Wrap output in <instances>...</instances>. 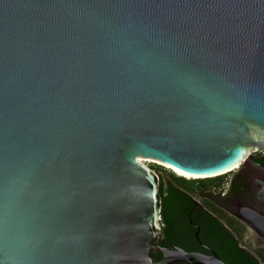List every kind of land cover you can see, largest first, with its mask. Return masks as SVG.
<instances>
[{
    "label": "water",
    "instance_id": "95a60500",
    "mask_svg": "<svg viewBox=\"0 0 264 264\" xmlns=\"http://www.w3.org/2000/svg\"><path fill=\"white\" fill-rule=\"evenodd\" d=\"M262 155L264 0H0V202L20 212L5 264H225L160 245L137 158L212 179Z\"/></svg>",
    "mask_w": 264,
    "mask_h": 264
},
{
    "label": "flooded vegetation",
    "instance_id": "af4514ba",
    "mask_svg": "<svg viewBox=\"0 0 264 264\" xmlns=\"http://www.w3.org/2000/svg\"><path fill=\"white\" fill-rule=\"evenodd\" d=\"M223 184V182H220L219 184L207 185L206 187H196L195 191L201 196L205 191L209 190L210 194L205 198L208 201L205 204L197 202L193 198L192 203L198 209L197 216H200L199 220L203 226L208 225V221H216L221 225L225 234L228 235L232 241L236 240L238 245L246 250L241 245L243 231L245 228L251 229L244 224L240 218H242V216L244 217L243 212H245V210H254L264 217V207L256 200V196L260 191L259 184H264V155L247 162L227 180L225 183L227 186H223ZM211 190L215 191L212 193ZM214 206L217 210L212 211ZM201 224L195 225L191 218H189L187 223L184 222V225L188 226V230L186 231L188 232L187 236L194 233L192 238L189 236L190 238L187 237V239L184 240V245H188L187 247L195 249L189 253H198L205 256L216 255L218 257L216 251L206 242L205 231L203 228L201 229ZM251 231L256 238L259 239L256 243L255 251L264 250L262 246L264 241L259 238L253 230ZM167 243H169L167 247H178L173 243Z\"/></svg>",
    "mask_w": 264,
    "mask_h": 264
},
{
    "label": "trees",
    "instance_id": "16d2710c",
    "mask_svg": "<svg viewBox=\"0 0 264 264\" xmlns=\"http://www.w3.org/2000/svg\"><path fill=\"white\" fill-rule=\"evenodd\" d=\"M168 173L172 181L167 186H164L162 181H159V196L161 199L160 233L163 236L160 245L167 247L169 246L167 242H170L186 252H192L195 249L187 247L188 245L185 246L184 240L187 237L192 238L194 233L187 236L188 226L184 225V222L187 223L189 218H191L195 225H200L201 223L199 220L200 216H197L198 209L192 203L190 191L195 190L196 187L219 184L226 175L212 179L186 180L172 172ZM202 219L205 220V218ZM207 224L204 226L201 224V229L203 228L205 231L206 242L216 251L218 257L225 264H264V250L256 251V254L252 255L242 249L236 240L232 241L216 221H208ZM155 259L159 261L161 256L156 255Z\"/></svg>",
    "mask_w": 264,
    "mask_h": 264
},
{
    "label": "rangeland",
    "instance_id": "374dc122",
    "mask_svg": "<svg viewBox=\"0 0 264 264\" xmlns=\"http://www.w3.org/2000/svg\"><path fill=\"white\" fill-rule=\"evenodd\" d=\"M138 159V158H137ZM156 162V161H154ZM159 163V162H157ZM161 163L159 164H156V163H152V168L151 170L154 171V173L158 176V179L159 181H162L163 185L164 186H167L171 181V177L169 176V173L168 172H171L170 170L166 169L165 167L161 166L160 165ZM163 165V164H162ZM149 168V167H148ZM150 169V168H149ZM237 172V171H234L233 173H230L228 175H224L225 178L221 181L223 182V186H227L225 183L227 182L228 179H230L233 174ZM193 180V179H191ZM215 190H211V192L213 193ZM209 191H205L204 194L201 196L197 191L195 190H192L190 191V194L192 196V198L194 200H196L197 202H200V203H206L208 202L205 198H207V196L210 194ZM213 210H217V208L214 206L212 211ZM161 228V226H160ZM243 239L241 240V245L248 251L250 252L252 255H255L256 254V243L257 241H259V239L256 238V236L253 234V232L249 229H246L243 231ZM262 246L264 247V244H262Z\"/></svg>",
    "mask_w": 264,
    "mask_h": 264
},
{
    "label": "clouds",
    "instance_id": "9594fccd",
    "mask_svg": "<svg viewBox=\"0 0 264 264\" xmlns=\"http://www.w3.org/2000/svg\"><path fill=\"white\" fill-rule=\"evenodd\" d=\"M20 223V212L15 203L9 198V194L6 190L5 197L0 202V228L5 232L14 230ZM29 239L23 234L19 237L17 246L19 249L27 247ZM0 264H5V261L0 260ZM18 264H23V261H19Z\"/></svg>",
    "mask_w": 264,
    "mask_h": 264
},
{
    "label": "bare ground",
    "instance_id": "6f19581e",
    "mask_svg": "<svg viewBox=\"0 0 264 264\" xmlns=\"http://www.w3.org/2000/svg\"><path fill=\"white\" fill-rule=\"evenodd\" d=\"M137 160H138V161L147 162V163H150V164H152V163L159 164V163L154 162L153 160H150V159L138 158ZM160 165L163 166V167H165L166 169L170 170L171 172H173V173H174L175 175H177L178 177L184 178V179H186V180H191V179L194 180V179H197V178H201V179L206 178V177H192V176H188V175H186V174L181 175L180 172L175 171V170L171 169L170 167H168V166H166V165H164V164H163V165L160 164ZM210 177H214V176H210Z\"/></svg>",
    "mask_w": 264,
    "mask_h": 264
},
{
    "label": "snow or ice",
    "instance_id": "6c2138e0",
    "mask_svg": "<svg viewBox=\"0 0 264 264\" xmlns=\"http://www.w3.org/2000/svg\"><path fill=\"white\" fill-rule=\"evenodd\" d=\"M184 174H185V173H183V172L181 173V175H184Z\"/></svg>",
    "mask_w": 264,
    "mask_h": 264
}]
</instances>
